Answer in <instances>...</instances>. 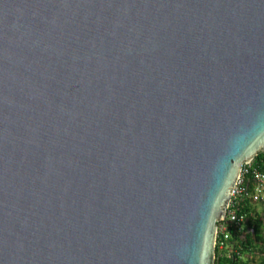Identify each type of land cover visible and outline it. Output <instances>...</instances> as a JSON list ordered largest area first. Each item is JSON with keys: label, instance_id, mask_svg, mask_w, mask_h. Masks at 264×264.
<instances>
[{"label": "water", "instance_id": "1", "mask_svg": "<svg viewBox=\"0 0 264 264\" xmlns=\"http://www.w3.org/2000/svg\"><path fill=\"white\" fill-rule=\"evenodd\" d=\"M264 153V0H0V264H213Z\"/></svg>", "mask_w": 264, "mask_h": 264}, {"label": "trees", "instance_id": "2", "mask_svg": "<svg viewBox=\"0 0 264 264\" xmlns=\"http://www.w3.org/2000/svg\"><path fill=\"white\" fill-rule=\"evenodd\" d=\"M249 168L264 171L263 152L256 153ZM243 181L244 191L231 201L243 220L226 224L228 237L222 246L215 243L213 264H264V200L253 202L248 196L253 188L250 175Z\"/></svg>", "mask_w": 264, "mask_h": 264}, {"label": "built area", "instance_id": "3", "mask_svg": "<svg viewBox=\"0 0 264 264\" xmlns=\"http://www.w3.org/2000/svg\"><path fill=\"white\" fill-rule=\"evenodd\" d=\"M245 175H250L253 182V188L250 192H248V196L253 202H258L259 200H264V171H258L256 169L249 168V163L243 164L240 173L236 179L234 187L231 192V198L226 208L224 217L221 221L217 223L216 235H215V243L219 246H222L224 240L228 237V233L226 231L227 223H239L243 220L242 215L236 214V210L234 209V204L231 203L232 199L239 196L242 191H244V177Z\"/></svg>", "mask_w": 264, "mask_h": 264}]
</instances>
